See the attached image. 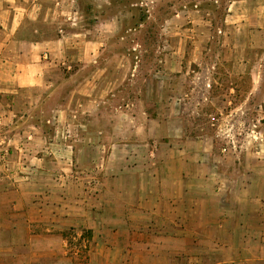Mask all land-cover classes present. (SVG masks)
<instances>
[{"label": "crops", "instance_id": "crops-1", "mask_svg": "<svg viewBox=\"0 0 264 264\" xmlns=\"http://www.w3.org/2000/svg\"><path fill=\"white\" fill-rule=\"evenodd\" d=\"M112 1L0 0V264H264V145L226 155L224 119L193 120L215 37L264 81V0L178 9L160 71Z\"/></svg>", "mask_w": 264, "mask_h": 264}, {"label": "rangeland", "instance_id": "rangeland-1", "mask_svg": "<svg viewBox=\"0 0 264 264\" xmlns=\"http://www.w3.org/2000/svg\"><path fill=\"white\" fill-rule=\"evenodd\" d=\"M231 0H113L108 6V10H97L99 17H116L120 24L119 36L127 41L135 40L140 43L137 47L140 50L141 70H148V57L151 59V70L160 71L162 62L160 55L163 48L158 46V41L165 36V25L176 22L179 13L184 6L194 8L197 5L200 9L208 11L216 26H220L226 13V8ZM187 23L190 25L191 22ZM130 29V30H129ZM217 36V35H216ZM135 44V43H134ZM132 46V44H130ZM209 60H219L216 66L217 75L213 82V88L208 100H202L201 111L197 115L193 114V120L210 124H217L223 120L224 126L220 128L218 135V147L221 153L242 152L247 149L258 150L260 145H264L262 123L264 122V81L257 82L250 77V71L254 64L247 67L240 66L233 59L227 47L220 42L219 37H215L210 44V48L204 52ZM260 55L259 50L248 51V57L256 58ZM156 59V60H155ZM233 87L235 92L230 96L231 107L240 106L235 115L229 116L230 112L218 113L214 106L222 104L218 94ZM253 87L257 88L253 93ZM199 95L196 99L200 100ZM200 100V102H201ZM262 105V106H261ZM233 117V118H231ZM215 118V119H214ZM230 118V119H229ZM229 123H235L229 125ZM218 129V127H217ZM262 136V137H261Z\"/></svg>", "mask_w": 264, "mask_h": 264}]
</instances>
